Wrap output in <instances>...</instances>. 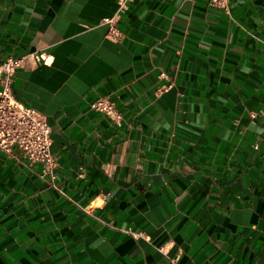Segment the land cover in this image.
<instances>
[{
	"label": "crops",
	"instance_id": "1",
	"mask_svg": "<svg viewBox=\"0 0 264 264\" xmlns=\"http://www.w3.org/2000/svg\"><path fill=\"white\" fill-rule=\"evenodd\" d=\"M118 2L0 0L58 161L0 150V264H264V0H136L114 41Z\"/></svg>",
	"mask_w": 264,
	"mask_h": 264
},
{
	"label": "built area",
	"instance_id": "2",
	"mask_svg": "<svg viewBox=\"0 0 264 264\" xmlns=\"http://www.w3.org/2000/svg\"><path fill=\"white\" fill-rule=\"evenodd\" d=\"M136 0H119L116 16L106 19L109 23L108 38L118 41L122 37L116 20L130 10ZM209 4L228 10L229 0H208ZM46 61L44 53H30L21 57H9L0 63V150L12 154L19 149L30 163L41 166L40 177L49 179L54 185L57 178L58 161L51 152L52 127L47 117L34 108L21 103L14 95V75L27 62ZM163 91L160 89L159 92ZM91 109L101 112L120 124L122 116L109 96L99 97L91 103ZM176 261V259L174 260Z\"/></svg>",
	"mask_w": 264,
	"mask_h": 264
}]
</instances>
